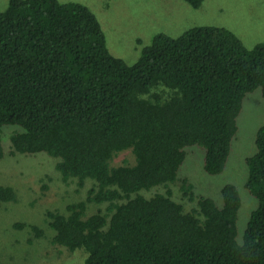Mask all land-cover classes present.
Here are the masks:
<instances>
[{
    "label": "trees",
    "instance_id": "trees-1",
    "mask_svg": "<svg viewBox=\"0 0 264 264\" xmlns=\"http://www.w3.org/2000/svg\"><path fill=\"white\" fill-rule=\"evenodd\" d=\"M257 88L264 96V42L248 48L223 26L159 32L128 64L81 2L9 0L0 11V159L13 125L10 155L45 152L64 180L93 181L66 212L46 211L52 242L85 248V264H264V124L246 158L245 188L258 206L242 242L238 188L224 185L218 206L179 174L193 145L204 150L205 172L224 170L243 100ZM126 150L134 162L112 164ZM177 182L194 205L174 198ZM158 185L165 190L142 193ZM16 200L0 184V207ZM89 203L105 208L87 214Z\"/></svg>",
    "mask_w": 264,
    "mask_h": 264
},
{
    "label": "rangeland",
    "instance_id": "rangeland-1",
    "mask_svg": "<svg viewBox=\"0 0 264 264\" xmlns=\"http://www.w3.org/2000/svg\"><path fill=\"white\" fill-rule=\"evenodd\" d=\"M81 2L98 17L106 36L109 51L128 64L135 63L142 48L151 44L155 34L166 33L176 37L198 25L223 26L232 30L248 48L264 42V0H204L198 8L185 0H60ZM9 0H0L4 11ZM237 132L224 170L215 175L203 168L204 150L198 145L187 148V155L179 171L180 177L193 184L194 191L211 197L222 206L221 189L234 184L240 193L241 207L237 219V241L243 235L250 215L258 206L257 199L245 188L248 176L246 158L256 150V133L264 124V96L261 88L247 93L236 119ZM17 126L4 127L2 138L5 155L0 159V184L12 186L17 200L0 207V264H85L87 251L83 247L70 250L52 242L54 230L48 225L46 211L66 212L70 202L86 197L93 181L83 187L76 179L64 180L56 169V158L45 152L10 155V135ZM133 163L130 150L119 153L112 164ZM162 185L144 190L151 196L165 190ZM180 182L171 186L173 196L186 204L194 205L180 189ZM105 204L89 203L87 214ZM16 222L26 226L17 228ZM30 224L38 225L43 234L35 236Z\"/></svg>",
    "mask_w": 264,
    "mask_h": 264
}]
</instances>
